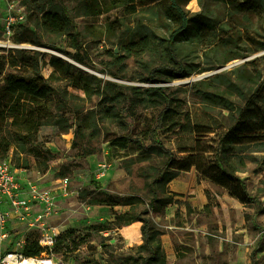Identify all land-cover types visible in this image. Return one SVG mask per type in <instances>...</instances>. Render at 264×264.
I'll return each instance as SVG.
<instances>
[{
    "label": "rangeland",
    "instance_id": "rangeland-1",
    "mask_svg": "<svg viewBox=\"0 0 264 264\" xmlns=\"http://www.w3.org/2000/svg\"><path fill=\"white\" fill-rule=\"evenodd\" d=\"M8 1L0 13V110L19 120L6 117L0 140L11 142L5 156L21 179L65 187L52 224L81 237L78 248L38 258L264 264V0H63L74 21L64 32L42 24L61 0ZM20 10L26 20L9 39L4 21ZM27 26L37 44L19 41ZM17 49L38 56L26 74L39 78L44 97L7 87ZM20 127L31 140L17 135ZM181 150L200 151L204 170L225 171L222 189L242 204L240 218L196 167L206 203L171 190V175L186 177ZM141 219L159 233L156 254Z\"/></svg>",
    "mask_w": 264,
    "mask_h": 264
},
{
    "label": "built area",
    "instance_id": "built-area-1",
    "mask_svg": "<svg viewBox=\"0 0 264 264\" xmlns=\"http://www.w3.org/2000/svg\"><path fill=\"white\" fill-rule=\"evenodd\" d=\"M25 20L23 11L10 12L4 22V35L10 39ZM63 195H66L65 187L46 189L33 180L24 181L13 160L0 157V264H30L39 259L38 256L28 257L24 252L33 235L40 236L37 241L44 252L53 249L61 232L52 223L57 218V205ZM37 206L41 209L37 210ZM13 221L23 228L10 230L8 226Z\"/></svg>",
    "mask_w": 264,
    "mask_h": 264
},
{
    "label": "trees",
    "instance_id": "trees-1",
    "mask_svg": "<svg viewBox=\"0 0 264 264\" xmlns=\"http://www.w3.org/2000/svg\"><path fill=\"white\" fill-rule=\"evenodd\" d=\"M48 1V0H35L34 3L36 6L40 5L42 2ZM63 0L55 2H51V7L45 11L42 15V24L54 31H65L69 30L72 27H74V21L72 19V16L70 15L69 8L63 4ZM30 33H32V30L30 27H26L24 32L21 34L19 41L20 42H30V43H38L37 41H34L30 37ZM16 55L12 57L11 61H9L10 67L15 69L16 72H11L6 75L4 78V81L7 85V87L10 90H13L15 92H21L26 93L30 95L45 96L44 86L41 84L38 77H36L35 74L28 75L26 74V71L30 70L31 68L36 69L39 65V59L38 56H33L31 50L27 49H17ZM13 54V53H12ZM24 72L25 74L21 73ZM32 76V77H31ZM48 92V91H46ZM9 117L13 120V122H18L19 119L15 117L14 113H5L0 110V131L2 127L4 126V121L6 117ZM212 129H206L204 131H199V134H209L212 133ZM17 135L26 140H31L33 135H29L27 133H24L23 130L18 128ZM204 136V135H202ZM112 144L114 146H122L125 147V145H120V139H115ZM11 146V142L8 141H1L0 140V157H4L7 152L9 151ZM181 152L187 153L186 157L179 161V164H183L184 166L181 167L182 170L190 171L193 167H196L199 174L205 176L207 179H210L216 184H219L221 186H226V183L222 180L224 177H228V175L225 173V171H222L221 169L218 170L217 167H214L213 165H210L208 169L204 170V165L198 161L199 158L203 157V154L200 153L198 150H181ZM182 162V163H181ZM177 175H171L169 177V181H171L173 178H175ZM231 177V176H229ZM178 194V193H176ZM153 202V201H152ZM143 224V234L145 239V246L149 248V250L156 254L158 249L161 248L162 243L159 238V233L155 231L149 224L147 219H141ZM94 226H103L102 229H108L106 227L107 225L104 224H95ZM77 231L74 229H70L66 231L65 233H60L57 237L56 243L53 247V249L50 251L54 253L56 251L57 253H62L63 249H71L72 244H75V247H79V238L76 234ZM25 254L28 257H36L39 256L42 252H44V248H42L37 239H31L29 238L26 247H25Z\"/></svg>",
    "mask_w": 264,
    "mask_h": 264
},
{
    "label": "crops",
    "instance_id": "crops-1",
    "mask_svg": "<svg viewBox=\"0 0 264 264\" xmlns=\"http://www.w3.org/2000/svg\"><path fill=\"white\" fill-rule=\"evenodd\" d=\"M9 6H10V2L8 0H0V13L3 10L8 9ZM185 174H186V177H185L186 179L181 177L180 175L178 177L173 178L171 181H169V186L171 187V190L178 194H184L188 191H191V193L194 194L193 197L191 198L194 204H198L201 201L205 202L204 193L206 192L207 185L204 184L203 182L196 181V177H193V174H194L193 170L187 171L185 172ZM218 189L221 190V194L220 196H218L219 197L218 199L221 200V202L224 204L225 207H233L235 209L236 217L240 218L241 214L244 213V208L242 207V204L240 203V201L237 198L228 194L227 191L222 189V186L216 185V184L215 185L209 184V190H211V192H215ZM8 227L10 230L14 231V230H19L23 228V225H21L17 221H13ZM57 229L60 232H62L60 227H58Z\"/></svg>",
    "mask_w": 264,
    "mask_h": 264
},
{
    "label": "bare ground",
    "instance_id": "bare-ground-1",
    "mask_svg": "<svg viewBox=\"0 0 264 264\" xmlns=\"http://www.w3.org/2000/svg\"><path fill=\"white\" fill-rule=\"evenodd\" d=\"M30 264H53V261L50 259H37L32 261Z\"/></svg>",
    "mask_w": 264,
    "mask_h": 264
}]
</instances>
